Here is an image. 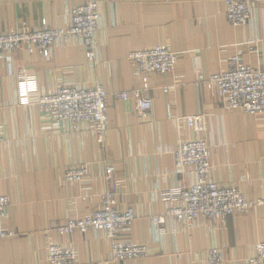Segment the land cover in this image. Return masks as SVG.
Masks as SVG:
<instances>
[{
  "label": "crops",
  "instance_id": "0c3cea01",
  "mask_svg": "<svg viewBox=\"0 0 264 264\" xmlns=\"http://www.w3.org/2000/svg\"><path fill=\"white\" fill-rule=\"evenodd\" d=\"M246 1L247 25L232 27L223 0H100L92 62L78 39L53 44L49 60L25 49L9 63L0 55V194L8 198L1 226L15 233L0 240V264H47V232L50 243L75 250V264H247L264 244V206L222 222L165 216L180 189L195 181L192 170L173 162L188 139L206 141L211 181L264 199V115L227 110L215 91L195 85L198 73H219L238 54L245 65L264 70V0ZM80 2L0 0V34L42 22L63 29ZM165 45L179 60L172 74L146 77L151 111L138 116L134 100L109 99L102 143L89 122L72 128L36 105L60 86L99 85L108 94L141 89L143 76L128 54ZM107 165L114 168L117 209L135 215L119 237L146 244L145 258L113 261L111 242L99 231L54 232L99 208ZM80 167L87 171L81 182L63 180L65 171ZM212 250L218 262L208 261Z\"/></svg>",
  "mask_w": 264,
  "mask_h": 264
},
{
  "label": "built area",
  "instance_id": "2783aa9c",
  "mask_svg": "<svg viewBox=\"0 0 264 264\" xmlns=\"http://www.w3.org/2000/svg\"><path fill=\"white\" fill-rule=\"evenodd\" d=\"M224 15L232 27H244L250 17V6L246 0H223ZM100 0H81L71 9L69 25L63 29H52L42 22L38 29H29L26 24L12 33L0 34V55L6 62L11 55L25 49L30 55L38 54L43 59L51 57V47L58 41L64 43L78 39L85 49V57L92 62L95 57V35L99 26ZM128 62L142 77V88L130 92L108 94L101 86H60L49 94L36 99L42 112L67 121L74 128L79 122H89L102 143L107 125V102L109 99L127 102L134 100L138 116H144L152 109V101L146 96L147 76L167 75L174 72L178 56L168 46H155L139 49L128 54ZM195 85H203L224 101L227 110L240 111L246 115H264V70L245 65L240 54L231 57L225 70L205 77L197 74ZM163 91L167 93L168 89ZM175 167L193 171L194 183L180 189L179 199L166 211L178 223H192L197 219L222 222L226 217L247 214L255 207L264 206V199H247L235 188L223 187L209 179L211 170L209 147L204 139L194 138L181 141L173 152ZM85 168L65 171L63 180L70 183L81 182L86 176ZM107 189L100 197L99 208L90 214L69 220L66 225L55 229V233L68 236L72 233L85 234L90 230L102 232L111 242L113 261L142 259L149 255L146 244H134L123 240V234L135 221L132 209L120 211L116 205V180L114 168H105ZM8 198L0 194V240L13 237L15 233L5 230L1 220L5 216ZM163 217L154 219L162 222ZM45 259L47 264H75L76 252L71 247L50 243V233L45 234ZM211 263L220 260L219 254L212 250L208 254ZM247 264H264V244L255 246V255Z\"/></svg>",
  "mask_w": 264,
  "mask_h": 264
}]
</instances>
